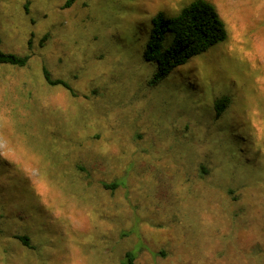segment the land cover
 <instances>
[{
	"label": "rangeland",
	"instance_id": "obj_1",
	"mask_svg": "<svg viewBox=\"0 0 264 264\" xmlns=\"http://www.w3.org/2000/svg\"><path fill=\"white\" fill-rule=\"evenodd\" d=\"M191 1L0 0V264H264V0L152 81Z\"/></svg>",
	"mask_w": 264,
	"mask_h": 264
},
{
	"label": "trees",
	"instance_id": "obj_2",
	"mask_svg": "<svg viewBox=\"0 0 264 264\" xmlns=\"http://www.w3.org/2000/svg\"><path fill=\"white\" fill-rule=\"evenodd\" d=\"M152 22L153 29L143 50L144 58L156 67L152 81L165 76L188 57L207 51L227 37L222 18L216 7L207 0H192L169 18L157 14ZM26 61L27 56L0 50V63L23 66ZM43 74L48 84L68 87L63 80L51 78L46 68H43ZM226 101L219 99L215 102L217 114L224 109ZM18 238L25 239V236ZM125 260L124 264H134L133 254L127 252Z\"/></svg>",
	"mask_w": 264,
	"mask_h": 264
}]
</instances>
